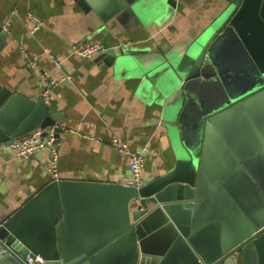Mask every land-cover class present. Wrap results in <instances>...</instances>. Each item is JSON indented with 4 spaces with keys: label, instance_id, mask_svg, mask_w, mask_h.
<instances>
[{
    "label": "water",
    "instance_id": "1",
    "mask_svg": "<svg viewBox=\"0 0 264 264\" xmlns=\"http://www.w3.org/2000/svg\"><path fill=\"white\" fill-rule=\"evenodd\" d=\"M176 1L77 0L116 27L131 14L149 27ZM218 2L187 43L104 52L153 87L165 167L140 187L52 180L0 222V264H264V0ZM8 37L0 24V53ZM58 115L44 96L0 84V146L52 127L59 139Z\"/></svg>",
    "mask_w": 264,
    "mask_h": 264
},
{
    "label": "crops",
    "instance_id": "2",
    "mask_svg": "<svg viewBox=\"0 0 264 264\" xmlns=\"http://www.w3.org/2000/svg\"><path fill=\"white\" fill-rule=\"evenodd\" d=\"M176 2V9L169 8L149 27L133 20L132 14L131 24L116 27L102 26L77 0H0V24L7 25L9 33L8 45L0 53V84L27 97L42 95L39 73L29 66L20 47L36 56L39 67L52 77L72 78L61 81L46 97L52 113L61 119L57 146L61 179L127 184L132 177L130 157L119 151V144L145 152L143 182L168 163L171 144L160 126L153 87L124 68L116 70L103 57L113 47L150 53L153 48L167 50L177 42L187 43L221 10L218 0ZM28 12L45 21L35 34L29 31ZM85 42L100 43L104 54L92 58L70 54L72 46ZM46 50L64 60L61 68L54 66ZM49 161L46 150L23 160L1 147L0 222L52 181Z\"/></svg>",
    "mask_w": 264,
    "mask_h": 264
},
{
    "label": "built area",
    "instance_id": "3",
    "mask_svg": "<svg viewBox=\"0 0 264 264\" xmlns=\"http://www.w3.org/2000/svg\"><path fill=\"white\" fill-rule=\"evenodd\" d=\"M27 20L29 23V31L31 34H35L42 26L45 25V21L38 17L33 12L27 13ZM7 30V25L3 26ZM22 53H24L26 60L29 66L33 69H36L39 73V76L43 84L42 95L46 98L52 92V90L60 84L61 81L71 80L72 78L68 75L61 76L60 78H54L50 75L49 72L41 69L39 67L37 57L29 54L25 48L20 47ZM105 50L100 43L97 42H85L81 44H76L71 47V55H77L83 58H92L96 54H101ZM54 66L61 68L63 66L64 60L54 56L49 50H46ZM46 134L47 137H44ZM59 145L58 139L56 137L55 128H48L44 130H37L28 136L22 137L18 140H15L10 146H0L10 149L14 152L15 156L18 159L27 160L33 157L35 154L49 151L50 161L49 168L52 180H59L60 172L58 166V149ZM120 152L127 153L130 157V171H131V180L127 183L128 186L140 187L143 182V170L146 162V154L144 151H134L129 150L127 144H119L117 146ZM25 262L27 264H43L45 260L36 255L34 260L31 259L30 255H27Z\"/></svg>",
    "mask_w": 264,
    "mask_h": 264
}]
</instances>
